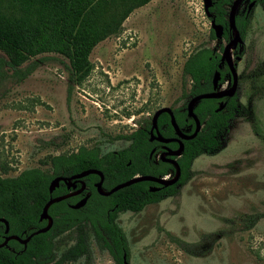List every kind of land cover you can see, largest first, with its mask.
<instances>
[{"label":"rangeland","instance_id":"obj_1","mask_svg":"<svg viewBox=\"0 0 264 264\" xmlns=\"http://www.w3.org/2000/svg\"><path fill=\"white\" fill-rule=\"evenodd\" d=\"M0 4L8 9L7 2ZM107 8L104 17L116 29L93 47L90 70L80 82L69 77L68 61L55 54L31 59L17 75L6 69L0 81V176L47 169L50 157L80 147H97L101 154L127 147L115 136L136 130L160 108L187 105L190 98H181L183 87H190L182 76L186 58L201 47L222 55L228 42L210 37L202 0H150L122 22L121 0ZM231 56L244 114L230 122L220 151L192 162L191 177L176 195L139 213L117 215L128 264H264V0L252 7L243 44ZM231 83L228 74L219 89ZM73 236L68 231L54 240L56 257ZM173 239L207 247L192 255ZM88 245V259L65 264H115L91 234Z\"/></svg>","mask_w":264,"mask_h":264},{"label":"trees","instance_id":"obj_2","mask_svg":"<svg viewBox=\"0 0 264 264\" xmlns=\"http://www.w3.org/2000/svg\"><path fill=\"white\" fill-rule=\"evenodd\" d=\"M2 1V0H0ZM7 10L0 9V81L7 77V68L17 75V69L31 59L43 54H55L68 61L69 77L80 82L90 70L88 56L93 47L115 31L113 20L104 17L107 6L115 5V0H3ZM150 0H121V22L134 8ZM233 0H212L209 12L215 24L222 26V39L229 40L228 10ZM261 4L263 0H254ZM101 3H103L101 5ZM1 5V4H0ZM129 6V8H128ZM249 15L237 13L235 25L242 39L248 30ZM210 37L215 38L210 29ZM221 54L213 49L201 47L192 52L184 61L182 76L190 82L189 90L183 87L181 98H192L212 91V78L216 71L220 74L219 84L229 74L226 65L221 66ZM35 62L25 67L19 75L27 76ZM189 99V100H190ZM219 102H224L222 111L216 112ZM180 130L187 135L194 131V122L184 109H171ZM193 112L201 123L198 134L189 141H183L184 149L176 158L180 175L177 182L163 187L151 182H139L116 191L109 196L96 192L95 184L99 176L88 175L81 179L84 189L80 195H71L54 202L47 210L52 219L50 229L32 237L25 247L11 240L6 248H0V264H65L79 258H89V234L97 247L106 251L115 264L128 262L129 253L125 236L116 224L119 213L141 212L145 206L174 196L191 177L192 162L201 155H214L221 150L230 122L243 116L244 110L234 94L225 99H204L198 101ZM151 120L144 121L136 130L115 136L128 142V146L113 152L101 154L97 147H80L76 152L59 154L49 158V168H32L22 171L15 177L0 176V243L5 237L15 235L25 239L30 233L43 228L46 220L39 221L43 206L50 198L69 195L80 189L67 187L65 183L50 194L49 186L58 176L70 177L85 170L95 169L102 173V190L108 192L114 186L137 175L165 177L175 172L174 167L155 158L164 147L177 148L176 142L161 144L150 141ZM157 129L164 138H175L170 125V117L162 113L157 119ZM154 155L149 157L151 150ZM167 158V157H166ZM150 188H157L150 191ZM87 195L85 205L77 210L71 205ZM72 232L73 243L58 257L55 256V239L65 232ZM181 249L192 255L203 253L207 243L188 244L173 239ZM13 250V251H12Z\"/></svg>","mask_w":264,"mask_h":264},{"label":"water","instance_id":"obj_3","mask_svg":"<svg viewBox=\"0 0 264 264\" xmlns=\"http://www.w3.org/2000/svg\"><path fill=\"white\" fill-rule=\"evenodd\" d=\"M246 1L247 0H233L231 5L229 6V10H228V17H227L228 27H229V30L231 31V33L233 34V36L227 42V44H225V46L222 50V55H221L220 61H221V66L223 64H225L227 69L229 70V75L231 76L232 83L227 89L220 90L219 89L220 74L218 71H216L213 75V78H212V91L196 95L188 101V103L186 105V113H187V116L189 118H191L194 122L193 133L191 135H187L185 132H183L182 130L179 129V127L175 121V118L173 116L171 108H168V107L160 108V109L156 110L151 117V126H150V130H149L150 141H155V142H158L161 144H167L169 142H176L178 145L175 150H169L168 148L164 147L163 152H161L159 154V159L162 162L169 163L174 167V169H175L174 176L171 179H166L165 177H154V176H149V175H145V176L137 175V176L125 181V182H122V183L114 186L108 192H104L102 190L103 175L100 171L95 170V169L85 170L79 174H75V175H72L70 177L58 176L52 180V182L49 186V193L50 194L59 186L60 183H65L67 185V187H73V188H75V185L77 183H80L81 184L80 189H78L73 194L71 193V194L63 196V197L50 198L45 203V205L43 206L40 217H39V221L46 220L47 224L43 228H40V229L30 233L25 239H20L19 237L15 236V235H10V236L5 237L3 242L0 243V248H6L8 242L11 240L18 241L21 245H23L25 247L27 242L32 237L39 235V234L46 233L52 225V219L50 218V216L47 213L49 206L51 204H53L54 202L63 200L65 198H67L71 195H74L75 193H78L79 191H81L83 188V185H84V183L81 182V179L85 178L88 175L99 176V182L97 184H95V188H96V192L101 196H109V195L115 193L116 191H118L120 189H123L125 187H128L130 185H133V184L139 183V182H151V183H155V184H158L160 186H163V187L171 186L177 182L179 175H180V170H179L178 164L176 162V158H179L183 152V149H184L183 141L192 140L198 134V132L201 129V123L193 112L194 105L198 101L204 100V99H225V98L233 96L236 92L237 85H238V75H237L236 66H235L236 64L233 61V58L231 56V51H234L238 46L243 44V40L241 39L239 31L237 30L236 25H235V15H236V10L239 7V5L242 4L243 2H246ZM202 4H203L204 14L210 20V29L213 31L215 39L221 40L222 34H223V28H222V26L215 24L213 16L209 12V9L212 7V0H202ZM255 4L256 3L254 0L250 1L247 4V12H249L252 9V7L255 6ZM239 59H240L239 57L235 58V60H237V61H239ZM224 106H225L224 102H219L218 107L216 109V112L222 111ZM162 113H167L169 115L170 125L173 129V133L175 135V138H170V139L164 138L159 133V131L157 129V119H158L159 115ZM154 152H155V150L152 149L150 154H149V157L154 155ZM149 190L150 191H156L157 188H150ZM86 200H87V195L84 196L78 202H76L74 205H71L70 206L71 209L77 210V209L82 208L85 205ZM0 223L4 224V226H5L4 233L6 234L8 232L7 222L1 218ZM123 264H128L125 258L123 259Z\"/></svg>","mask_w":264,"mask_h":264},{"label":"flooded vegetation","instance_id":"obj_4","mask_svg":"<svg viewBox=\"0 0 264 264\" xmlns=\"http://www.w3.org/2000/svg\"><path fill=\"white\" fill-rule=\"evenodd\" d=\"M250 1H252V0H247L246 2L249 3ZM248 3H247V4H248ZM255 3H256V2H255ZM255 5H256V4H255ZM244 11H245V14L248 16V15L250 14V11H251V10H250L249 12H247V6H246V9H245ZM230 38H232V37H229V40H230ZM241 39H242V38H241ZM229 40H228V41H229ZM242 40H243V39H242ZM163 150H164V148H163ZM163 150L160 151V152H158V158H159V154H160L161 152H163ZM155 155H156V154H155ZM73 189H74V188H73ZM83 189H84V185H83L82 190L79 191V192H78L77 194H75V195H80V194H82ZM76 191H77V190H76ZM76 191H75V192H76ZM73 193H74V192H73ZM12 251H13V250H12Z\"/></svg>","mask_w":264,"mask_h":264}]
</instances>
